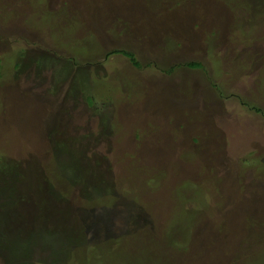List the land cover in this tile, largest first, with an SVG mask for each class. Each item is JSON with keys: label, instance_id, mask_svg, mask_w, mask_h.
<instances>
[{"label": "rangeland", "instance_id": "1", "mask_svg": "<svg viewBox=\"0 0 264 264\" xmlns=\"http://www.w3.org/2000/svg\"><path fill=\"white\" fill-rule=\"evenodd\" d=\"M0 155V264H242L264 243V0H0Z\"/></svg>", "mask_w": 264, "mask_h": 264}, {"label": "trees", "instance_id": "2", "mask_svg": "<svg viewBox=\"0 0 264 264\" xmlns=\"http://www.w3.org/2000/svg\"><path fill=\"white\" fill-rule=\"evenodd\" d=\"M119 53L123 54L126 58H128L129 62L134 67H139V62L137 61V59L135 58V56H134V54L132 52L125 51V50H119ZM188 64H189V66H193V67H197V66L202 67L199 62H192V63H188ZM86 98H87L89 103L93 102V95L92 94H87ZM63 145L65 146V144H62V149H64ZM65 147L67 148V146H65ZM68 151L69 150L67 149V152ZM0 158H1V155H0ZM76 164H77L76 168H75V166L73 168L76 170L77 173L73 172L74 174H76V175H74V177L71 175V177L73 178V182H75V183L79 182V183L83 184L85 186V188H95V187H97L96 184H97L98 181H96V177L94 176V173H92L91 171H90V173H88L81 166H79L78 162H76ZM10 169H11V165L7 166L6 164H0V172L5 174L6 171H8ZM71 174H72V171H71ZM17 175H19V174H17ZM0 201H2V202H0L1 213H2V216H1L0 220H3V221H0V225H2L3 228H5L6 224L9 223V220H10V217H8V215H9V213H11V211H9L8 208L10 207L11 200L0 196ZM7 210L9 212L8 214L5 213V212H7ZM48 230H49V228H48ZM51 231L52 230L50 229L49 232H51ZM81 235H82L81 234V230L77 229V232L68 231V234L65 237L66 238H71L72 237L71 239H74L75 242L79 243L81 241L80 240V236ZM62 242H61V244H62ZM65 243H67V242H63L64 245L63 244L62 245L64 247H62L60 249H64L66 247L67 250H72V249L75 250L74 248H79V247H77L75 245H74V248H71V246H69V245L66 246ZM237 258H238V260L240 258L242 259V264H263L264 263V243L261 244L260 247L257 248V249L254 248V249L250 250L249 252L246 251V254L240 255L238 257L236 256V259ZM56 262L58 264L61 263L59 261H56ZM56 262H51V264L52 263L57 264Z\"/></svg>", "mask_w": 264, "mask_h": 264}]
</instances>
